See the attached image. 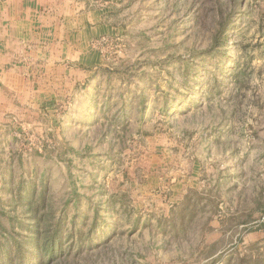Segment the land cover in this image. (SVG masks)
Listing matches in <instances>:
<instances>
[{
  "label": "rangeland",
  "instance_id": "rangeland-1",
  "mask_svg": "<svg viewBox=\"0 0 264 264\" xmlns=\"http://www.w3.org/2000/svg\"><path fill=\"white\" fill-rule=\"evenodd\" d=\"M88 2L76 87L0 103V264L32 214L43 264H264V0Z\"/></svg>",
  "mask_w": 264,
  "mask_h": 264
},
{
  "label": "crops",
  "instance_id": "crops-1",
  "mask_svg": "<svg viewBox=\"0 0 264 264\" xmlns=\"http://www.w3.org/2000/svg\"><path fill=\"white\" fill-rule=\"evenodd\" d=\"M83 4L81 0H0V103L8 99L27 109L53 89L60 88L58 97H63L76 87L68 76L77 74V66L89 67L80 62L84 53H90L91 43L85 39L87 46L81 47L76 23L93 21ZM76 93L79 101L78 93L85 95V90Z\"/></svg>",
  "mask_w": 264,
  "mask_h": 264
},
{
  "label": "trees",
  "instance_id": "trees-1",
  "mask_svg": "<svg viewBox=\"0 0 264 264\" xmlns=\"http://www.w3.org/2000/svg\"><path fill=\"white\" fill-rule=\"evenodd\" d=\"M30 203H28L27 205L28 209L32 208ZM31 218L33 224L32 234L26 238V241L28 243H31V245L34 247L33 261L39 264H43L45 262L44 255L50 256L49 260H52L54 254L57 251L62 250L63 241L60 239V234L57 231H55L54 233H48L42 231V223H43L42 217L32 214ZM7 260L10 264H12L13 256L11 253H8ZM246 263H247L246 261H243L240 264H246Z\"/></svg>",
  "mask_w": 264,
  "mask_h": 264
}]
</instances>
